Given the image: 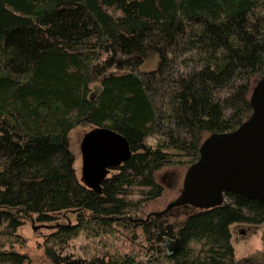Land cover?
I'll return each mask as SVG.
<instances>
[{
	"label": "trees",
	"instance_id": "trees-1",
	"mask_svg": "<svg viewBox=\"0 0 264 264\" xmlns=\"http://www.w3.org/2000/svg\"><path fill=\"white\" fill-rule=\"evenodd\" d=\"M113 7L119 14L109 11ZM188 18L203 23L215 42L231 37L232 43L237 38L251 44L244 59L256 85L264 79V0H0V148L14 150L11 138L62 146L73 128L91 124L116 131L132 150L102 180L99 193L74 187L67 166L27 173L21 184L31 188L33 201H24V207L0 206V264H31L27 254L13 248L25 241L17 230L28 213L26 206L46 212L72 202L77 205L73 222L56 223L44 237L49 264H264L258 254L236 259L231 243V224L264 223V204L256 199L227 192L221 205L195 207L179 225L168 221L166 212L140 217L146 203L162 194L155 179L158 169L189 168L199 158L202 140L247 119L200 127L196 146L176 139L143 142L155 132L156 111L143 81L116 73L117 62L123 55L144 60L147 50L141 39L153 27L164 31L174 20ZM89 28L111 45L108 60L92 62L94 54L84 41ZM15 39L32 62L22 70V63L8 56ZM162 64L160 56L158 68ZM201 76L207 86L212 82L208 68ZM90 84L99 87L95 95ZM204 87L190 82L181 91L188 93L187 114L193 113V94ZM207 114L219 122L220 113ZM211 125L215 130L208 129ZM185 205L194 207L173 206Z\"/></svg>",
	"mask_w": 264,
	"mask_h": 264
},
{
	"label": "rangeland",
	"instance_id": "rangeland-1",
	"mask_svg": "<svg viewBox=\"0 0 264 264\" xmlns=\"http://www.w3.org/2000/svg\"><path fill=\"white\" fill-rule=\"evenodd\" d=\"M109 11L115 15L119 14V10L115 7L109 8ZM50 28L51 34L58 35L56 28ZM43 29L45 30V27ZM88 30L84 41L87 44L86 49L94 54L92 62L101 63L108 60L113 54L111 45L103 40L98 30L93 28ZM231 40L232 38L228 37L226 42H215L213 37L204 31V25L200 21L193 18L177 19L164 31L156 26L153 27L141 39V45L147 50L144 60H135L125 55L118 60L115 72L119 75L138 76L146 86L156 111L155 132L145 137L143 142H169L170 139H176L187 140L196 146L201 138L198 132L200 127L207 124L225 125L234 121L239 122L251 115L250 98L256 80L244 58L252 47L251 44L246 45L237 38L235 43ZM0 46H4V43L0 42ZM7 51L9 57H15L19 60V64L22 63L21 70L32 63L27 61V57L30 56L29 51L22 44L17 43L16 39L11 41ZM160 56L163 64L158 68ZM224 64L226 66L223 68ZM205 68L209 69L212 76V82L208 86L209 82L206 84L200 82L201 72ZM190 82L205 87L202 89L203 92L193 94L194 109L189 115L186 111L188 101L185 102L188 93L181 91H184L185 86L190 85ZM90 88L94 91L91 92L92 95H95L99 89L95 84H90ZM210 111L220 113L219 122L212 121L214 116L207 114ZM212 125L208 128L210 131L215 130ZM95 128L91 124L73 128L69 133V141L62 146L48 143L40 145L25 138H11L10 143L14 150L8 149L7 146L0 148V200L4 202L0 206L24 207V201H33L31 188L21 184L26 174L30 172L52 173L57 168L62 170L67 166L74 187L79 190H93L81 180L80 144ZM207 134L205 133L204 136ZM52 168L56 170L53 171ZM106 169L104 178L116 171L111 167ZM187 169L185 165H174L162 167L155 172V179L163 187V191L159 197L146 203L140 212L141 218L166 212L165 210L181 194ZM63 171L66 173L65 170ZM75 205L73 202L66 203L46 212L44 208L39 210L26 206L28 213L17 230L25 241L23 244L15 243L14 250L27 254L31 264H49L43 250L44 237L53 230L52 226L56 223L73 222L72 211ZM195 209L190 205L172 206L163 215L168 221L179 225ZM40 212L45 213L46 216L39 218ZM230 230L236 259L258 254L263 260L264 223L260 225L233 223Z\"/></svg>",
	"mask_w": 264,
	"mask_h": 264
},
{
	"label": "water",
	"instance_id": "water-1",
	"mask_svg": "<svg viewBox=\"0 0 264 264\" xmlns=\"http://www.w3.org/2000/svg\"><path fill=\"white\" fill-rule=\"evenodd\" d=\"M250 106L251 115L237 128L204 140L199 158L187 169L180 196L165 211L182 203L203 209L219 206L227 192L264 204V79L255 86ZM80 150L81 180L97 192L106 168L120 165L132 154L127 140L106 127L84 137Z\"/></svg>",
	"mask_w": 264,
	"mask_h": 264
},
{
	"label": "flooded vegetation",
	"instance_id": "flooded-vegetation-1",
	"mask_svg": "<svg viewBox=\"0 0 264 264\" xmlns=\"http://www.w3.org/2000/svg\"><path fill=\"white\" fill-rule=\"evenodd\" d=\"M93 157H94V156H93ZM89 159H92V158H89ZM82 163H83V159H82ZM107 168H108V167H107ZM109 168H110V167H109ZM103 179H104V178H103ZM103 179H102V180H103ZM102 180H101V182H102ZM101 182H100V184H101ZM93 190H94V189H93ZM94 191H95V190H94ZM100 191H101V189H100ZM95 192H97V191H95ZM98 193H99V192H98ZM170 209H171V208H170ZM170 209H169V210H170ZM169 210H167V211H169ZM167 211H166V212H167Z\"/></svg>",
	"mask_w": 264,
	"mask_h": 264
}]
</instances>
